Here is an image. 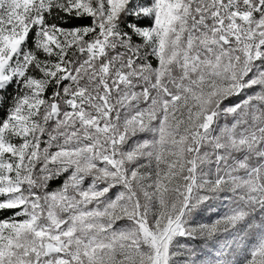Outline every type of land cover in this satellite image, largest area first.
Returning a JSON list of instances; mask_svg holds the SVG:
<instances>
[{"label":"snow or ice","instance_id":"1","mask_svg":"<svg viewBox=\"0 0 264 264\" xmlns=\"http://www.w3.org/2000/svg\"><path fill=\"white\" fill-rule=\"evenodd\" d=\"M0 264H264V0H0Z\"/></svg>","mask_w":264,"mask_h":264}]
</instances>
